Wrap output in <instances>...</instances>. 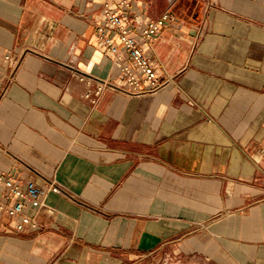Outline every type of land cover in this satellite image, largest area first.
I'll use <instances>...</instances> for the list:
<instances>
[{
    "label": "crops",
    "instance_id": "crops-1",
    "mask_svg": "<svg viewBox=\"0 0 264 264\" xmlns=\"http://www.w3.org/2000/svg\"><path fill=\"white\" fill-rule=\"evenodd\" d=\"M106 2L0 0V172L58 186L0 264H264V0H133L144 94L97 90Z\"/></svg>",
    "mask_w": 264,
    "mask_h": 264
},
{
    "label": "built area",
    "instance_id": "built-area-1",
    "mask_svg": "<svg viewBox=\"0 0 264 264\" xmlns=\"http://www.w3.org/2000/svg\"><path fill=\"white\" fill-rule=\"evenodd\" d=\"M116 7L105 3L104 19L98 25L97 33L102 46L113 53V61L118 70L117 75L127 86L121 87L111 79H101L99 90L105 85L121 88L129 93L144 94L161 89L164 81L159 80L157 62L146 52L142 42L158 36L162 27L171 18L167 10L151 18L146 25L134 31L127 23V14L133 0H112ZM50 190H58L54 180L39 181L38 178L17 179L11 174L0 172V214L14 218L15 228L19 231L35 224V215L30 208L46 205ZM1 224V218H0Z\"/></svg>",
    "mask_w": 264,
    "mask_h": 264
},
{
    "label": "rangeland",
    "instance_id": "rangeland-1",
    "mask_svg": "<svg viewBox=\"0 0 264 264\" xmlns=\"http://www.w3.org/2000/svg\"><path fill=\"white\" fill-rule=\"evenodd\" d=\"M178 260H173L172 258L170 259V264H177Z\"/></svg>",
    "mask_w": 264,
    "mask_h": 264
}]
</instances>
